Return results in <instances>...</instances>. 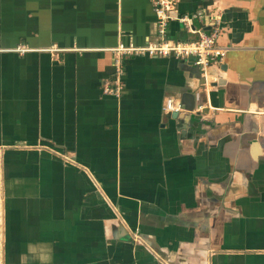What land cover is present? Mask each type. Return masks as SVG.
Wrapping results in <instances>:
<instances>
[{
	"label": "crops",
	"instance_id": "crops-1",
	"mask_svg": "<svg viewBox=\"0 0 264 264\" xmlns=\"http://www.w3.org/2000/svg\"><path fill=\"white\" fill-rule=\"evenodd\" d=\"M176 6L223 64L125 56L117 96L153 0H0V264H264V0Z\"/></svg>",
	"mask_w": 264,
	"mask_h": 264
},
{
	"label": "built area",
	"instance_id": "built-area-1",
	"mask_svg": "<svg viewBox=\"0 0 264 264\" xmlns=\"http://www.w3.org/2000/svg\"><path fill=\"white\" fill-rule=\"evenodd\" d=\"M154 11L157 17V39L149 41L144 47L134 44L121 43L114 49L116 69L118 76L116 80L106 84V94L120 96L123 90L121 81V63L125 56H149L175 58L177 60H192L199 67L203 76L208 77L210 69L214 65L221 66L226 57V50L218 46V39L222 31V17L212 14L210 11L199 13L201 28L196 30L190 28L198 37L191 40H174L169 37V26L171 22L179 20L186 26H190L189 18H178L176 0H153ZM208 27V30L206 28ZM183 110L182 104L174 97L166 99L164 111L168 114L179 113Z\"/></svg>",
	"mask_w": 264,
	"mask_h": 264
},
{
	"label": "water",
	"instance_id": "water-1",
	"mask_svg": "<svg viewBox=\"0 0 264 264\" xmlns=\"http://www.w3.org/2000/svg\"><path fill=\"white\" fill-rule=\"evenodd\" d=\"M174 118H179V119H182V114H179V113H174Z\"/></svg>",
	"mask_w": 264,
	"mask_h": 264
}]
</instances>
